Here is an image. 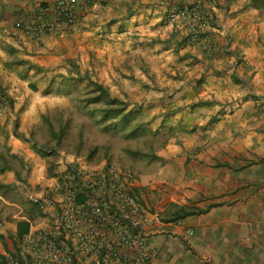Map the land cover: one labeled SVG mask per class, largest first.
Segmentation results:
<instances>
[{
	"label": "crops",
	"instance_id": "crops-1",
	"mask_svg": "<svg viewBox=\"0 0 264 264\" xmlns=\"http://www.w3.org/2000/svg\"><path fill=\"white\" fill-rule=\"evenodd\" d=\"M53 1L0 0V84L11 100L18 97L13 85L32 78L12 61L55 71L72 51L114 95L147 97L149 116L171 128L156 169L138 178L147 240L159 253L147 264H264V10L248 0H215L229 35L218 36V51L207 53L167 26L162 12H129L126 0H80L74 27L31 40L16 22ZM151 81L175 87L157 92ZM9 136V151H17ZM171 201L217 204L177 222L154 221Z\"/></svg>",
	"mask_w": 264,
	"mask_h": 264
},
{
	"label": "built area",
	"instance_id": "built-area-1",
	"mask_svg": "<svg viewBox=\"0 0 264 264\" xmlns=\"http://www.w3.org/2000/svg\"><path fill=\"white\" fill-rule=\"evenodd\" d=\"M154 1L165 24L181 29L204 52L218 51V36L228 39L215 0ZM81 9L80 0H54L16 25L37 40L74 27ZM5 106L0 98V107ZM46 181L26 192L39 208V221L30 222L26 233L0 251V264H147L158 257L147 240L145 191L133 170L107 161L88 164L74 156Z\"/></svg>",
	"mask_w": 264,
	"mask_h": 264
},
{
	"label": "rangeland",
	"instance_id": "rangeland-1",
	"mask_svg": "<svg viewBox=\"0 0 264 264\" xmlns=\"http://www.w3.org/2000/svg\"><path fill=\"white\" fill-rule=\"evenodd\" d=\"M154 2V0H147L146 2L144 0V3H140L139 0H126L125 5H129L131 12H159L154 6ZM144 4L146 5L143 6ZM152 26L150 25V27ZM137 36L142 38L155 37L158 41L167 39L166 36L160 37L159 35L141 34ZM145 40H139V43ZM155 51V49L152 50L153 53ZM75 56V51L70 52L68 58L65 59L66 66L57 64L55 71L38 64L39 68L30 67L29 70H25V67L22 66L20 75L23 76L26 73L27 76L31 75L30 81L40 88H44L43 86L49 82H53V88L61 81L69 84L70 80L67 78L76 75L74 68L78 69L81 76L88 74L93 79L92 74L76 62ZM60 68L63 69L60 71ZM28 81L27 79L25 84L18 82V84L13 85L18 97L15 100L12 99V104L0 107V152H5L6 148L11 149L7 145L9 140H14L9 136L11 132L18 146L16 147L17 151L10 152L21 158V160L12 158V163L20 172L22 178L26 177L25 181L22 182L21 179H16L10 171L4 172L5 176L0 177V181L11 184L0 189V233L5 236L4 242L7 248L12 242L11 234H14L16 220L22 217L28 202L26 192L28 190H38L47 182L45 174L46 159L36 153L32 147V141H29V139H33L42 146L44 144L55 145V137L51 133L46 120L42 118V114L48 116L53 125V130H57L60 124L67 128L61 137V143L55 154L57 172L72 157L77 156L88 164H97L102 161L114 162L124 168L133 170L139 178L140 175L156 169L158 161L154 159V154L161 148L160 144L164 140V127H160L161 124H158V118L149 116L147 97L139 96L130 100L127 99V110H131L136 114L133 120L143 123L145 131L140 132L139 135L126 136L124 132L102 131L94 123L91 116L85 115L81 108L75 105L76 96L80 94V91H72L69 95L65 94V91L51 92L50 95L44 97L42 91L32 90L28 85ZM151 83L154 84L153 88L157 92L166 89V92L169 93L175 87L174 85L160 87L161 83L158 81H151ZM111 94L114 95L112 92ZM118 98L122 99V97ZM4 108L5 111H1ZM10 112L13 113V117L9 115ZM24 116L28 118L23 119ZM15 127L16 131L23 135H14ZM152 130H157L156 135L151 134ZM6 134L7 136H5ZM9 144L12 145L13 142L9 141ZM95 146L96 149L91 153ZM39 219L37 217L35 221H39ZM3 250L6 249L0 240V251Z\"/></svg>",
	"mask_w": 264,
	"mask_h": 264
},
{
	"label": "trees",
	"instance_id": "trees-1",
	"mask_svg": "<svg viewBox=\"0 0 264 264\" xmlns=\"http://www.w3.org/2000/svg\"><path fill=\"white\" fill-rule=\"evenodd\" d=\"M94 2L103 4L106 3V0H90L87 5L90 6ZM248 5L258 10H264V0H248ZM129 12H131V10ZM11 65L15 67L24 66L25 70H29L30 67L39 68L37 64H34L26 59H16L15 61L11 62ZM75 70L76 75L67 78L70 80L69 84L61 81L57 84V86L53 88V82H49L45 86H43L44 88H40L37 84L29 80L28 85L32 90H40L43 94L65 91V94L69 95L70 93H72V91H80V94L76 96L75 105L81 108L85 115L91 116L94 123L99 126L104 132H124L126 136H131L139 135L140 132L143 133L145 131V126L143 123L133 120L136 114L131 110H127L126 101L112 95L106 85L93 80L88 76L87 73V75L81 76L78 72V69L74 68V71ZM23 77H25V75H23ZM65 85L68 88H66ZM0 98L6 100V105L12 104L11 98L7 95L5 89L2 88L1 84ZM42 118L46 120L51 133H53V136L55 137V145L51 146L49 144H44L42 146L33 139H29V141H32V147L34 148L36 153L40 154L43 158L46 159L47 165L45 168V174L47 177H50L57 174L55 154L61 143V137L66 132L67 128L66 126L60 124L57 130H53V125L50 122L48 116L46 114H42ZM156 133L157 130H152L151 132L152 135H156ZM163 133L164 140L161 142L160 147H163L167 143L169 137L171 136V128L167 127L163 131ZM14 135L21 136L23 134L18 133L15 127ZM95 149L96 146L91 150V153H93ZM12 158H19L21 160L20 157H18L14 153H11L7 148L5 152H0V173L10 171L14 174V177L16 179H21V181L24 182L26 177L22 178L20 172L12 163ZM156 158L157 155L155 153L154 159ZM10 185L11 184L0 181V189L6 188ZM216 204L217 203H209L206 206L201 207L196 205L195 203L179 204L171 201L166 204L165 208L161 212H159V217L164 222H177L188 216L205 213ZM37 217L40 218L38 206L28 200L24 208L22 217L16 220L14 234H11L12 240H14L16 236L20 237L24 233H26L30 222H35ZM4 239L5 236L0 233V240L3 242L4 248L6 249L7 246L4 242Z\"/></svg>",
	"mask_w": 264,
	"mask_h": 264
}]
</instances>
